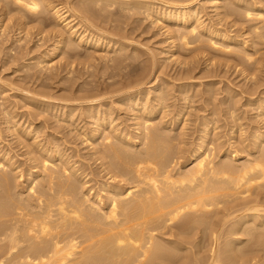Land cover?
Here are the masks:
<instances>
[{"label":"bare ground","instance_id":"1","mask_svg":"<svg viewBox=\"0 0 264 264\" xmlns=\"http://www.w3.org/2000/svg\"><path fill=\"white\" fill-rule=\"evenodd\" d=\"M7 1L24 9L23 11L26 14H30L29 16L25 14L26 18L42 15L44 11L52 14L53 19L61 26H64L65 29H63L64 33H61L58 50L62 51L65 47L69 49L67 53L72 55V53L76 52L77 47L84 42L85 33L82 34L83 32H80L85 25L83 21L88 20H79L80 16L76 13L73 14L70 7V9L67 7V10L63 9L64 7L61 9L47 0ZM173 1L96 0L97 9L100 7L98 10L95 9L96 6L91 8L87 5L82 8L84 10H80L93 15L94 12H108L111 8L119 5L121 10H118V8L117 10L121 13L135 14L138 12L141 16L144 14L149 19L155 18L158 22L162 21L165 27L168 28L167 30L175 34L170 37L172 45L175 47L174 54H176L178 48H182V45H179L181 42L184 45L183 49H189L191 45H202L203 42L209 40L208 37V39L204 37L207 39L204 41L202 37V39H199L200 36H197L198 34L200 35L199 31L201 26H203V19L200 21V17L198 18L196 14L200 6L198 8H195L197 5L193 6L197 0H189V2L186 0L185 4L188 5H184V3L183 5H178L177 2ZM211 1L213 3L212 8L217 10L218 16L221 15L219 11L225 9L222 13L223 16L221 15L220 17L222 22L223 20H228V17L231 18V16L235 17V24H237V20L246 21L247 23L244 22V24H248L247 31L249 30L251 35H254L257 40L259 39V42L264 40V7L261 6L262 4L260 5V3H264V0H228L231 3L229 6L228 4L226 6V0ZM256 1L261 8L257 6ZM8 2L4 3V5L10 4ZM103 2L106 5L100 6ZM1 3L3 4L2 0ZM159 5H161V10H156L155 8ZM4 7L6 8V6ZM109 8L110 10H108ZM201 10L203 11L202 7ZM84 12L82 13L83 17L85 15ZM72 14L77 16L70 20L69 18L73 17ZM199 14L202 15L201 12ZM87 15L90 16V14ZM23 16H21L22 20ZM81 22H83V25ZM191 22V29H187L186 26ZM200 22H202V25ZM180 27H184L181 32ZM204 28V33L210 36V40L206 44L204 43L205 46H211L213 50L215 48L217 49L216 51L225 55H234L235 58L237 56L247 65H255L260 49L254 48V50L247 47V39L240 40L236 36L219 32L207 25ZM196 36L198 39L191 42V39L193 40ZM71 38H77L79 43L76 44L78 42L76 41L72 44L70 41V44H66L69 43L66 40ZM177 40H180L179 44ZM245 47L246 49H244ZM121 50L123 51V49ZM120 59L124 58L121 56ZM123 61L118 60L117 63L119 62L122 65ZM143 83L145 85V82ZM148 90V99L151 97L150 94L158 95L159 93L157 88L151 87ZM163 93H159L160 96L156 100L158 102L156 106L158 108L166 107L167 110V106L164 107L167 95L165 96V92ZM140 96L141 92L130 94L124 101L126 105H129L131 101L137 100ZM184 96L186 95L184 94ZM90 97L89 99L85 98V101L88 100L87 102L92 104L83 111L86 115L92 114L93 105L96 106L97 104L94 103L99 100ZM184 99L182 100L181 98L182 101ZM63 101L65 102V100ZM156 101L154 102L156 103ZM149 102L152 101L149 99ZM36 104L47 107V110L56 107L49 102L45 103L37 100ZM147 104L148 102L145 103V105ZM97 106L99 107V105ZM185 107L179 110L177 108L174 109L175 112L176 110L178 112L174 115V111H172L171 118L174 115L173 118L179 121L180 118L189 116L188 113V115L185 114L187 112L186 109L189 107ZM131 108L134 109L136 107ZM258 109L263 117L264 100L258 104ZM136 110L134 112L135 119L138 122L136 135L130 134L129 131L125 132L128 128L122 131L118 129V126H113V121L109 122L102 115L103 112L101 114L103 117L98 115V118L92 119L96 127L90 132L86 130L82 134L84 135L83 138H86L85 141L89 142L90 145L92 144V148L98 149L102 147V149L100 148L102 151L96 150V152L101 153L98 154L102 157L103 165H101L107 173L106 176L111 181L117 182V184L114 183L115 185L106 184L103 186L104 188L101 189V192L105 195L104 198L100 192V194L96 193L95 196L97 197L98 195L97 198L95 197L96 199H91L94 196L91 197L94 194L92 193L94 188L90 187L88 181L90 178L88 177L92 175V172L87 173L86 169H83L84 172L79 174L80 169V171H74L75 169L72 168L68 157L65 158L66 154H63V156L58 155L57 161L59 162L54 161L57 157L54 152L56 154L62 152L61 150V152L59 151V146L55 147V149L51 148V151L50 147L52 145H49L50 143L48 142L49 148L47 146V148L45 146L42 147L41 145L43 144L37 141L39 135L35 136L36 138L30 137V130H26L24 133L17 134L18 137L20 136L19 138H22L20 142L23 140L26 148H29L28 152L34 155V160H31L37 162L39 166L42 165L40 170L42 169V174L44 172V175L45 173L46 175H43L44 177L42 178L38 174L39 172L37 173L33 169L34 171L29 175L27 182L31 184L28 192L33 193V195L30 194L29 199L27 198L26 200L25 198L23 200V196L19 193L16 195L15 192L17 190L15 189L20 187L22 184L20 181L24 176L22 174L19 176L17 174L16 176V171L12 169V166H10L9 171H4L6 169L5 166L10 164L4 159L6 156L4 158L1 156V152L0 156L5 160L6 164L0 163L3 166L0 168L3 169L0 170V264H251L252 259L256 261L254 255H258L256 253H260V251L258 252L257 249L255 253L252 247V250L249 251L247 249L244 250L245 248H242V250L240 248L241 245L246 243L242 238L250 242L251 246L254 243V248L257 246L258 248L261 247L263 254L264 133L261 130L255 131L253 133L254 141H248L249 143L245 142V139L242 140L239 136L231 138L229 139L231 140L229 144L232 142L237 145V148L224 151L223 149L226 148L225 144L219 142L220 138H216L217 135H215L216 133L214 134L218 128L214 127L213 135H211L212 128L209 127V121L207 126H205V123V127H202V131H200L203 133L200 136L202 140L201 146H192V143H189L190 147L188 148L189 145L185 146L183 140L188 135L184 133L185 130L183 131L181 128L179 134L174 133V130H172L175 135L170 136L166 129L163 128V125L166 124L163 122V117L165 118L168 115L161 112L165 116L160 115V123L154 124L157 114L156 107H152V105L145 107L143 104V107ZM75 115L76 113L71 110L68 116L69 118L72 116L73 119ZM231 117L233 116L231 115ZM187 119L183 120L186 122ZM90 123L93 124L92 122ZM177 123L175 124L177 125ZM160 124H162V128ZM182 124L185 123L183 122ZM183 128L186 127L183 126ZM108 129L109 131H107ZM36 131L38 132L39 130L36 129L35 133ZM100 138L102 145L99 141L96 142ZM98 143L100 146H98ZM183 148H186V150ZM181 153H187L185 154L187 156L184 155L182 157ZM242 153L247 156H243ZM40 157H42L43 164H41ZM221 157H225V159H222V161ZM241 158L242 161H240ZM181 159L184 160L183 163H181ZM48 164H52V167H49ZM175 169H178L176 170L177 172H174ZM39 177L42 179L38 180ZM87 178L88 180H86ZM81 190L86 191L87 194H82ZM12 193L17 197L21 196L22 198L18 197L20 201L15 200V195ZM212 213L214 214L213 219H211L212 215L209 217V214ZM214 216H220V222L217 218L218 221L214 223ZM209 221L211 222L209 223ZM214 227L217 230H213ZM215 230L220 231L216 232ZM207 231H212L213 234L215 231L219 233V237L216 236L215 242H212L213 246L211 244L212 247L209 249L210 254L207 252V256H202L201 254L206 253L203 252L206 249L203 244L207 243L208 234H205ZM191 235L194 236L192 240ZM223 235L226 237H223L224 241H226L224 242L226 248L224 247L225 244L222 245L223 243L219 242L222 241L220 239ZM204 236L207 237L206 241ZM211 236L214 241L215 236ZM190 246L191 248H189ZM193 248L197 250L195 252L190 251ZM249 254L253 255L252 259L249 258Z\"/></svg>","mask_w":264,"mask_h":264},{"label":"rangeland","instance_id":"2","mask_svg":"<svg viewBox=\"0 0 264 264\" xmlns=\"http://www.w3.org/2000/svg\"><path fill=\"white\" fill-rule=\"evenodd\" d=\"M47 1H51L49 3H54L56 7L61 9L64 7L63 9L67 10L70 7L71 9H69L72 10L73 14L76 13L80 16L79 20L87 19L89 21L82 20L85 25L83 27L84 30L82 29L80 33H85L84 35L86 38L83 39V45L81 44L77 47L76 52L72 53V55L67 53L69 49L65 47L62 51L58 50V42L61 40V35L64 33V26L57 23L55 19H53L54 17L51 16L52 14L44 11L42 15H34L33 17H31V15V18H26V15L29 16L30 14H26V12L23 11L24 9L13 5L7 0H2V4L0 0V155L2 152L1 156L3 158L6 156L4 159L10 164L9 166L8 164L5 166L7 170L4 168V171H9L10 166H12V169L16 171V174L13 171L16 176L17 174L18 176L21 174L24 176L20 181L22 183L19 187L20 189H15L17 190L15 192L16 195L19 193L23 196V198L21 196L18 197L23 200L26 198L27 200L28 197L30 198V194L33 195V193L28 192L31 184L27 183L30 177L29 175L33 173L32 171L36 170L37 173L39 172L38 174H40L42 178L46 175V173L44 175V172L42 174V169L40 170L41 164H43L42 157H40L42 163L40 162L41 166H39L37 162L32 161L34 160V155L28 152L29 148H26L23 140L20 142L22 138H19L20 136L18 137L17 134L24 133L26 130H30V137H37L39 135L37 141L43 144L41 145L42 147L47 146L49 148V145H52L50 149H55V147L59 146V151L61 150L62 152L60 151L61 153L59 154L54 152L55 156H57L54 161H57L59 158L58 155L63 156V154H66L65 158L68 157L72 168L75 169L74 171L80 169L81 171L79 170V174L84 172L85 169L87 173L92 172V175L88 177L90 179H86L89 181L90 187H92V189L94 188L92 191L94 194H92L91 197L94 196L92 198L90 197L92 200L96 197V193L100 194L104 185L109 184L111 186L117 184V182L111 181L109 177L106 176L107 173L102 167V157L98 155L101 153L96 152V150H101L102 147L98 149L92 148V144L90 145L89 142L85 141L86 138H83L84 135H82L84 131L87 130L90 132L96 127L93 120L98 118V115L99 117L105 116L109 122L113 121V126H118V129L124 131L125 128H128L125 132L129 131L130 134L136 135L138 122L137 119H135L136 116L134 112L137 111L136 109L143 107V104L145 107L152 105V107L154 106L157 108L154 124L160 123L159 119L161 116H165L164 114L162 115L161 112L168 115L169 117H163V122L166 123L163 125V128L166 129V132L169 133L170 136L175 135L173 132L179 134L181 128L183 131L185 130L184 133L188 135H186L183 140L185 146L189 145L188 148L190 147L189 143H192V146H201L202 140L200 136H202L203 133L200 131H202V127L207 126V122L209 121L212 125L211 127L209 124V127L212 128L211 135H213L214 127L216 129L218 128V130H215L214 134L216 133V138H220L219 142L225 144L226 148L223 149L224 151L237 148V145L234 143L230 142L229 144V141H231L229 139L231 138L239 136L242 140L245 139L244 141L249 143L250 141H254L253 133H255V131L261 130L264 133V116L262 117L258 109V104L264 100V40L259 42V39L257 40L254 35V37L251 35L249 30L247 31L248 24H244L246 21L242 22L243 20H237V24H235V17L231 16V18L228 17V20H223L222 22L220 17L221 15L223 16L222 13L225 9L219 11L221 15L218 16L217 10L212 8L213 3H211V0H197L196 4L193 5L194 7L197 5L195 8L200 6L196 14L198 18L200 17V21L203 19V26H201L200 29L202 33L199 31L200 35H197L198 37L200 36L199 39L203 38V40L206 41L209 38L210 40V36L204 33V27L206 25L219 32L236 36L240 40L247 39V47L253 49L258 48L257 50L260 49L257 55L258 58L256 59L257 62H255V65L252 64V67L245 64L241 59L237 58V56L236 59L234 55H225L216 51L217 49L214 47L213 50L211 46H205L206 42L209 40L203 42L202 45L198 44L199 46L201 45L200 47L196 44H194L195 46L191 45L189 49H183V43L181 42L179 44L180 40H177V43L180 46L182 45V48H178V51L174 54L175 47L172 45L170 37L175 34L170 33L162 21H159V23L157 19H149L144 16V14L141 16L138 12L135 14L121 13L118 11L121 10L119 5L113 7L114 9L111 8V10L109 8L108 10L111 12L103 11L97 12V14L93 11L94 13L92 15V13H85L81 10H84L82 9L84 5L91 8L93 6L95 7L96 0L93 2L92 0ZM6 2L10 4L4 5ZM173 2H177L178 5H183V3L184 5H188L185 4L186 0H184V2L183 0H174ZM187 2H189V0H187ZM225 2L226 6L227 4L228 6L231 5L228 0ZM104 3L105 2L100 6L106 5ZM257 4L259 8H261V4V6L264 7V3H260V5L259 3ZM3 5L6 6V8ZM95 9H97V6ZM155 9L161 10V5ZM83 12L86 18L83 17ZM200 12L202 15L199 14ZM76 14L74 15L75 17L73 16L69 19L76 18ZM87 14H90V16ZM130 15L135 16L131 17ZM21 16L24 17H22L23 20ZM83 22H81L82 25ZM200 23L202 25V22ZM191 25L192 22L187 25L186 28L191 29ZM180 28H178L180 32L184 30V27ZM87 29L88 32L86 33ZM98 33L102 35L100 36ZM197 36L196 38L194 37L193 40L191 39V42L198 39ZM204 37L208 38L206 39ZM67 40L66 42L69 43L66 44H70L71 42L74 44L76 41H78L76 44L79 43L77 38ZM207 44L209 45V43ZM120 48L123 49V51ZM244 49H246V47ZM121 56L124 59H120ZM118 60H124L123 64L117 63ZM143 82H145V85ZM151 87L159 89V93L164 94L163 92H165L167 99L166 97H164V99H166L167 102L166 100L164 101V107L167 106V110L166 107H159V109L158 106H156L158 103L156 100H158L157 98L160 96L159 93L158 95L150 94L151 97H149V99L152 102H149L148 89H151ZM128 92L130 94L141 92V96L138 98L139 100H134V103L131 101L133 105L129 104L130 106L128 104L126 105L124 101V99L130 95ZM184 94L186 96H184ZM89 97L92 99H99L97 103H94L99 105V107L93 105L94 110L92 114L86 115L83 111L90 107L89 105H92L87 102L88 100L85 101L89 99ZM27 98L30 100H27ZM181 98L182 100L184 99V101H188L184 103ZM36 100L45 103L49 102L56 107L47 110V107L36 104ZM63 100H65V102ZM153 100L156 101V103ZM147 102L148 106L145 105ZM184 106L187 108L189 107L186 109L187 112L185 113L186 115L189 114V116H187L188 119L184 117L180 118L181 121H178L173 118L175 113H177L179 109L184 108ZM131 107L136 108L133 109ZM176 108L178 110L175 112L174 109ZM71 110H73V113H76L73 119L72 116L71 118L68 116ZM172 111H174V115H172L171 118ZM81 115L83 116L81 117ZM231 115L233 117L235 115V117L233 118ZM85 117H87L88 120ZM183 119H187V123ZM173 121L175 123L178 122V127ZM183 122L185 124H182ZM86 124L90 127L88 125L86 126ZM172 124L175 125L173 126ZM160 125L162 128V124ZM183 126L186 128H183ZM36 129L39 131L35 133ZM172 130L174 131L172 132ZM107 131H109V129ZM98 141L102 145L101 138L96 142ZM99 143L98 146H100ZM186 148L183 149L186 150ZM185 154L187 153H183L182 157H184ZM1 156L0 159L2 162L0 160V163L4 165L6 162ZM243 156L247 155L243 154ZM182 159V162L180 161L181 163L184 162ZM222 159L224 160L225 157H221V160ZM10 160L15 167L10 163ZM240 161H242V158ZM1 165L0 168L3 167ZM51 165L52 164H48L49 167H52ZM178 169H175L174 172H177L176 170ZM41 177H39L38 180L42 179ZM105 178H107V180H105ZM102 193L103 192H101V194ZM12 194L15 195L14 193ZM82 194H87V192L83 190ZM16 195L14 197L15 200L20 201ZM101 196L104 198L105 195L102 194ZM209 215V217L212 215L211 219H213L214 214L212 213ZM217 218L219 219L220 216H214V223L218 221ZM210 222L211 221H209V223ZM214 229H216V227H214L213 230ZM212 231L205 232V234H208L210 237L208 235V238L204 236L205 241L207 238V243L203 244L206 246H203L206 248L203 252L206 253L201 254L202 256H207V252L210 254L209 249L213 246L212 242H215L216 236L219 237V233L216 232L220 230L214 231V234ZM211 235L215 236H213L214 241ZM224 235L220 239L222 241H219L223 243L222 245L226 242L223 239ZM191 237L189 238L192 240L194 236L191 235ZM195 239L197 240L196 236ZM242 239L246 243L241 245V249L245 248L244 250L247 249L248 251L254 249L255 253L260 251V253H256L258 255H254L257 262L252 259L253 255L249 254V258L253 260L251 264H264V250L262 249V254L261 247L258 248L257 246L254 248V243H252L251 246V243L247 242L245 238ZM222 245L221 247L223 248ZM225 246L226 244L224 247ZM189 248H191V246ZM196 250V248H193V250L191 249L190 251L195 252ZM255 253L253 252V254Z\"/></svg>","mask_w":264,"mask_h":264}]
</instances>
